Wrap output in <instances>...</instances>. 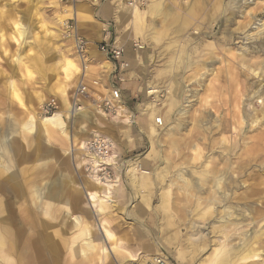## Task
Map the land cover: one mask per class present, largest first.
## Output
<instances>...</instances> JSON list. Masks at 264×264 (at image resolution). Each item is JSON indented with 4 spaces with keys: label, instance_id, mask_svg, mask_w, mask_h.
<instances>
[{
    "label": "clouds",
    "instance_id": "1",
    "mask_svg": "<svg viewBox=\"0 0 264 264\" xmlns=\"http://www.w3.org/2000/svg\"><path fill=\"white\" fill-rule=\"evenodd\" d=\"M0 264H264V0H0Z\"/></svg>",
    "mask_w": 264,
    "mask_h": 264
}]
</instances>
